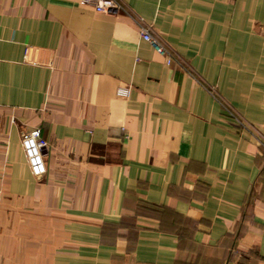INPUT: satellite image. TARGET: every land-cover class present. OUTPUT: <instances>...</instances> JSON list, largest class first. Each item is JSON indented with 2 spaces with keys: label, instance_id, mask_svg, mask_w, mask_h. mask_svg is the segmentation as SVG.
I'll return each mask as SVG.
<instances>
[{
  "label": "crops",
  "instance_id": "crops-1",
  "mask_svg": "<svg viewBox=\"0 0 264 264\" xmlns=\"http://www.w3.org/2000/svg\"><path fill=\"white\" fill-rule=\"evenodd\" d=\"M119 1L0 0V264H264V0Z\"/></svg>",
  "mask_w": 264,
  "mask_h": 264
},
{
  "label": "built area",
  "instance_id": "built-area-1",
  "mask_svg": "<svg viewBox=\"0 0 264 264\" xmlns=\"http://www.w3.org/2000/svg\"><path fill=\"white\" fill-rule=\"evenodd\" d=\"M82 5L91 6L99 13H111L121 8L119 0H80ZM142 37L149 42L155 50L166 58L168 64L172 63L174 58L167 47L166 43L159 35H156L150 26H143L141 29ZM131 92L130 86H119L117 95L121 97L129 96ZM48 146V141L42 137L40 128H33L22 137V147L30 167L35 176H42L47 171L44 148Z\"/></svg>",
  "mask_w": 264,
  "mask_h": 264
}]
</instances>
